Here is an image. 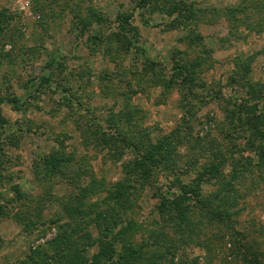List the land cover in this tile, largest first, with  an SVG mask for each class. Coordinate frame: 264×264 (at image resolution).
<instances>
[{
	"label": "rangeland",
	"instance_id": "obj_1",
	"mask_svg": "<svg viewBox=\"0 0 264 264\" xmlns=\"http://www.w3.org/2000/svg\"><path fill=\"white\" fill-rule=\"evenodd\" d=\"M139 2L0 0V17L11 15L0 25V117L6 122L0 124V264H22L56 238L59 225L74 223L58 222L66 207L78 209L84 197L97 202L100 193L106 196L97 194L100 187L124 179L134 154L103 148L102 139L134 127L154 142L171 137L169 152L187 166L212 157L213 138L224 152L243 143L226 111H238L253 91L264 93V10L257 9L264 0H151V9ZM179 2L196 14L181 25L166 12ZM176 65L191 66L192 81L183 82ZM130 112L134 126L110 122ZM56 157L66 162L64 174L53 178L42 166ZM253 171L227 209L231 223L197 210L198 225L186 242L170 228L154 227L160 203L154 192L161 190L141 194L134 219L143 233L160 230L176 240L175 257L164 251L163 264H240L232 242L244 236L264 251V166ZM165 175L160 187L173 179ZM220 185L206 186L207 192Z\"/></svg>",
	"mask_w": 264,
	"mask_h": 264
},
{
	"label": "trees",
	"instance_id": "obj_2",
	"mask_svg": "<svg viewBox=\"0 0 264 264\" xmlns=\"http://www.w3.org/2000/svg\"><path fill=\"white\" fill-rule=\"evenodd\" d=\"M138 6L151 9L154 3L151 0H140ZM245 9L249 7H241L240 11L243 12ZM257 9L261 11L264 7L260 5ZM166 12L170 17L175 16L172 24L181 25L182 18L196 17L192 5L187 6L182 2L167 5ZM231 12L237 10L233 8ZM2 17L11 18V15L2 13L0 25L4 20ZM122 32L128 33L124 27ZM193 37L194 42L202 40L201 36ZM190 69L191 66L188 65L174 67L175 74L183 76H186ZM44 79L49 80L48 77ZM190 80L192 81L187 76L183 78V82L186 83ZM252 95L248 102L243 100L238 111L229 113L226 111L228 120L237 122L233 133L243 138V143H234L231 150L224 152L221 148L222 143L213 138L211 140L213 155L204 164L199 161L188 166L180 164V156L177 158L178 155L169 152L168 143L171 137L154 142L149 136L144 137L140 134L136 127L127 132V135L119 134L112 137L111 141L105 142L102 139L103 148L107 146L110 150L116 151V148L120 147L134 154V160L124 165V179L109 189L100 184L102 187L98 190L96 188L97 194L98 191L106 192V196L102 197L100 193L97 202L87 203L84 197L81 203L83 201L85 203L83 202L78 209L66 207L67 214L61 216L58 222L68 218L73 219L74 223L59 225L56 238L32 250L22 264H163L164 251H169L168 254L174 258L176 240L173 237L160 230H153L151 235L144 234L145 226L134 219L135 210L139 209V197L148 189L159 188L162 192L160 194L154 192V195L160 198V203L156 207L154 227L170 228L174 234L177 233L178 240L186 242L192 237L189 235L198 225L193 219L197 210L205 216L217 219L218 224L231 223L233 214L227 213V209L234 206L230 202L232 199L235 202L238 186L253 174L254 168L260 170L264 166V93L259 89L253 91ZM17 101L18 99H12L10 102ZM123 115L119 116L118 121L110 122L113 125L117 122V125L134 126L135 112ZM0 124H6L1 117ZM200 140L201 138H198V142ZM232 141H235L233 137L229 139V143ZM208 143L209 141L206 143L203 140L205 145L200 150L204 153ZM246 153H254L257 158L247 157ZM64 162H66L64 157L48 159L42 170L45 175L50 174L53 178L63 175ZM84 172L80 169L81 175ZM165 172L173 174V179L168 180L169 183L166 185L160 184L161 187L165 186L162 189L158 180L159 176L166 178ZM190 175L195 177L190 182H184V178ZM215 183H220L221 188L216 192H207L206 186ZM91 228L97 229V235L92 234ZM247 240V236H244L232 242L234 247L231 251L237 257V262L264 264L262 248L255 242ZM94 247H97L98 251L91 254Z\"/></svg>",
	"mask_w": 264,
	"mask_h": 264
}]
</instances>
